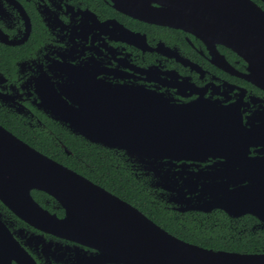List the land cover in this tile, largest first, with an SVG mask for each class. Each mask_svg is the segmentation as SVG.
<instances>
[{
  "label": "water",
  "instance_id": "water-1",
  "mask_svg": "<svg viewBox=\"0 0 264 264\" xmlns=\"http://www.w3.org/2000/svg\"><path fill=\"white\" fill-rule=\"evenodd\" d=\"M264 4V0H261ZM113 7L150 23L182 28L208 46L220 43L246 63L241 75L264 90V9L253 0H110ZM215 61L224 60L217 54ZM74 105L45 97L50 115L72 133L121 150L168 192L179 211L222 208L264 220V119L243 124L235 108L209 101L174 104L144 87L106 86ZM255 147L256 155H250ZM66 153L70 151L64 147ZM222 157L207 169L187 163ZM45 191L64 210L57 217L33 199ZM0 199L45 232L134 264H264L263 252L213 249L186 241L137 207L72 168L36 150L0 125ZM2 243H7L3 238ZM20 252L30 256L15 243ZM17 252V251H16ZM6 252L0 250L1 256ZM13 256L15 249L7 251ZM122 259V261H124ZM0 264H9L2 260Z\"/></svg>",
  "mask_w": 264,
  "mask_h": 264
},
{
  "label": "flooded vegetation",
  "instance_id": "flooded-vegetation-1",
  "mask_svg": "<svg viewBox=\"0 0 264 264\" xmlns=\"http://www.w3.org/2000/svg\"><path fill=\"white\" fill-rule=\"evenodd\" d=\"M217 54L224 60L215 61ZM246 68V61L229 47L216 43L213 48L190 31L132 17L110 0H0V113L31 131L62 129L73 134L67 123L45 109V97L60 98L56 106L61 108L64 100L74 105L68 94L79 99L116 85L163 93L174 104L203 100L233 107L243 124H258L264 119V90L241 75ZM255 149L251 147L249 154L256 155ZM125 159L132 162L126 155ZM224 161L208 157L187 163L197 164L189 167L197 170ZM141 173L149 177V185L158 190L167 203L163 208L172 216L211 220L210 226L223 234L264 242V220L254 214L229 215L222 208L179 211L167 201L168 192L152 186L150 174ZM30 193L43 209L64 215L59 202L45 191ZM1 249L6 253L0 258L9 264H134L130 258L96 256L94 248L38 229L0 199ZM11 249L15 253L8 256ZM263 251L264 244L255 252Z\"/></svg>",
  "mask_w": 264,
  "mask_h": 264
},
{
  "label": "trees",
  "instance_id": "trees-1",
  "mask_svg": "<svg viewBox=\"0 0 264 264\" xmlns=\"http://www.w3.org/2000/svg\"><path fill=\"white\" fill-rule=\"evenodd\" d=\"M253 1L264 9L260 0ZM0 122L47 156L131 203L179 238L207 248L237 252H255L263 247V241L250 236L239 238L223 234L222 229L210 226L211 220L201 222L198 218L172 216L171 211L163 208L167 203L158 194V190L149 185V177L143 175L134 163L126 160L121 150L96 147L62 129H53L52 133L24 129L10 115L0 113ZM56 141L63 143L70 154L55 144Z\"/></svg>",
  "mask_w": 264,
  "mask_h": 264
}]
</instances>
